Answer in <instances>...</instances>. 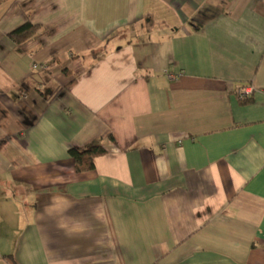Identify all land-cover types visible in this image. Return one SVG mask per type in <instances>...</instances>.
<instances>
[{"label":"crops","instance_id":"obj_1","mask_svg":"<svg viewBox=\"0 0 264 264\" xmlns=\"http://www.w3.org/2000/svg\"><path fill=\"white\" fill-rule=\"evenodd\" d=\"M0 264H264V1L0 0Z\"/></svg>","mask_w":264,"mask_h":264},{"label":"trees","instance_id":"obj_2","mask_svg":"<svg viewBox=\"0 0 264 264\" xmlns=\"http://www.w3.org/2000/svg\"><path fill=\"white\" fill-rule=\"evenodd\" d=\"M38 30V26H34L27 23L19 27L18 29L12 31L9 34V38L15 44H21L27 39L33 37ZM246 100L247 99H243L241 101L246 102ZM68 153L73 158L75 170L80 173L91 171L93 169L94 159L105 155L106 152L100 144H95L81 151L71 149Z\"/></svg>","mask_w":264,"mask_h":264},{"label":"built area","instance_id":"obj_3","mask_svg":"<svg viewBox=\"0 0 264 264\" xmlns=\"http://www.w3.org/2000/svg\"><path fill=\"white\" fill-rule=\"evenodd\" d=\"M33 68L40 70L42 69V66L34 65ZM251 94H252V88L250 86L237 90V95L240 100L249 98Z\"/></svg>","mask_w":264,"mask_h":264},{"label":"clouds","instance_id":"obj_4","mask_svg":"<svg viewBox=\"0 0 264 264\" xmlns=\"http://www.w3.org/2000/svg\"><path fill=\"white\" fill-rule=\"evenodd\" d=\"M49 131H54V127H52V126L50 125ZM49 139H52V137L49 136Z\"/></svg>","mask_w":264,"mask_h":264}]
</instances>
